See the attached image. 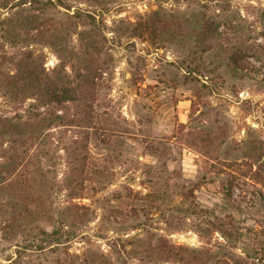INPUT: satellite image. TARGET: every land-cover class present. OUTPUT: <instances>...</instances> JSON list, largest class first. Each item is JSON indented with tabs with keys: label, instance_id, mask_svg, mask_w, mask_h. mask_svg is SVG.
Listing matches in <instances>:
<instances>
[{
	"label": "rangeland",
	"instance_id": "rangeland-1",
	"mask_svg": "<svg viewBox=\"0 0 264 264\" xmlns=\"http://www.w3.org/2000/svg\"><path fill=\"white\" fill-rule=\"evenodd\" d=\"M262 48L264 0H0V264H197L156 249L216 250L187 209L263 226Z\"/></svg>",
	"mask_w": 264,
	"mask_h": 264
},
{
	"label": "trees",
	"instance_id": "trees-1",
	"mask_svg": "<svg viewBox=\"0 0 264 264\" xmlns=\"http://www.w3.org/2000/svg\"><path fill=\"white\" fill-rule=\"evenodd\" d=\"M249 47H243L241 43L236 46H229L223 49L225 64L235 70L243 68L247 51ZM264 51V48H262ZM258 59V57H257ZM39 83V78H37ZM47 93L48 101L59 103L63 100L72 102L76 101L74 92L76 88H70V83L56 82L50 86H44ZM73 94V95H72ZM264 186V178L257 175V180ZM233 177L227 179L225 188V198L230 199V190L233 184ZM263 182V183H262ZM264 188V187H263ZM258 201H264V194L255 193ZM264 214V205L260 206ZM185 216L193 218L196 222V232L202 237L211 235L216 232L221 238V243L217 244L216 250H189L182 247H156V249L167 256H179L178 254H190L197 264H264V225L258 228L243 229L236 225L234 221L235 215L232 213L226 220H221L211 210L199 208L197 210H186ZM46 235V234H45ZM156 250V251H157ZM184 260V259H183ZM182 262V259H179Z\"/></svg>",
	"mask_w": 264,
	"mask_h": 264
}]
</instances>
